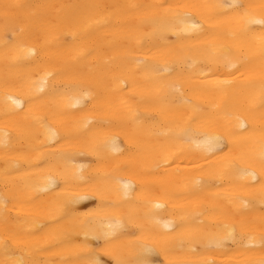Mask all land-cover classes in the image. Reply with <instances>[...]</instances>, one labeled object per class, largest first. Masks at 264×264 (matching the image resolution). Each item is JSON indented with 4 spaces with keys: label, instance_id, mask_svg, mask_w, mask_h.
Here are the masks:
<instances>
[{
    "label": "bare ground",
    "instance_id": "6f19581e",
    "mask_svg": "<svg viewBox=\"0 0 264 264\" xmlns=\"http://www.w3.org/2000/svg\"><path fill=\"white\" fill-rule=\"evenodd\" d=\"M231 3L0 0V260L7 241L35 264H84L85 247L114 264L93 236L118 220L151 264L264 260L262 28L201 7ZM226 130L214 155L197 146ZM225 223L235 239L210 244ZM162 244L167 259L146 251Z\"/></svg>",
    "mask_w": 264,
    "mask_h": 264
},
{
    "label": "snow or ice",
    "instance_id": "6c2138e0",
    "mask_svg": "<svg viewBox=\"0 0 264 264\" xmlns=\"http://www.w3.org/2000/svg\"><path fill=\"white\" fill-rule=\"evenodd\" d=\"M9 7H19L16 6H9L6 5L5 8ZM189 7V6H184ZM204 7L209 10V13L213 16H232L238 19L241 28L244 31H250L252 25L259 24L261 25V54L264 55V0H261V4L259 6L256 5H248L243 3H238L236 0H233L231 4H214V5H203ZM259 7L260 18H257V14L255 9ZM5 16L7 17V11L5 12ZM177 18L180 20L181 23L185 25V31L195 30L198 29L200 26L192 23L191 18L192 14L190 12H184L183 14H177ZM31 49H27L26 52L31 54ZM39 87V86H38ZM179 91V89H176ZM85 96L87 93L84 94ZM13 103V105L19 106V101L9 97ZM79 103V101H77ZM186 131V130H184ZM231 135L230 131L226 130L224 135L220 134H204V139L200 141L197 145L204 146L208 152H211L213 155L215 154L214 149L219 148V146L224 142V140ZM7 136V133H5ZM260 164L262 169H264V152L261 154ZM125 188H128L129 185L125 184ZM0 206H3L7 209V200L0 201ZM154 208L159 209L162 207L161 204L156 203L153 205ZM157 223L160 221L157 220ZM124 227V225L118 220L116 223H109L106 225V230L102 231L100 235L93 236L94 239L103 238L105 241V245L111 248V251H107L106 254L111 255L114 264H151V262L141 256L137 255L131 248L130 245H124L121 243H117L120 240L118 233ZM165 228L169 227L167 223L164 225ZM235 227L234 224H224V235L217 236L214 240H210V244H215V246L220 247L224 241L228 239H235ZM239 227L241 231H248L250 230V225L245 222H240ZM87 236V233L85 234ZM255 237H249V242L251 243ZM261 244H264V232H261L259 236ZM45 243L48 244L49 248L56 246V240H45ZM35 250L37 251H45L47 249L40 247L39 245L36 246ZM195 251V249H192ZM4 251H5V258L0 260V264H35V262L28 260L25 258L24 255H17V254H9V248L7 241L4 242ZM23 251L28 252L27 248L23 249ZM84 251V264H101V261L98 258H95L92 255V250L85 247ZM148 252H157L159 251L160 254L165 255V259H167L166 252L167 246L162 244L159 249L151 248L146 249ZM260 264H264V260L260 262Z\"/></svg>",
    "mask_w": 264,
    "mask_h": 264
}]
</instances>
